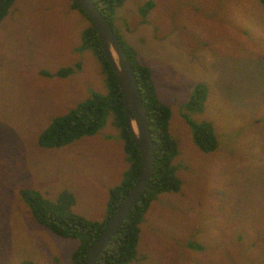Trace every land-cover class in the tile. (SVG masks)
<instances>
[{"label": "rangeland", "instance_id": "rangeland-1", "mask_svg": "<svg viewBox=\"0 0 264 264\" xmlns=\"http://www.w3.org/2000/svg\"><path fill=\"white\" fill-rule=\"evenodd\" d=\"M113 24L171 111L181 183L149 204L129 264H264V6L125 0ZM89 27L70 0H15L0 22V264H72L80 244L40 225L20 190L61 198L71 214L100 222L125 180L128 154L111 114L93 135L39 144L55 119L107 92L96 54L78 50ZM194 91L203 99L196 112L186 109ZM199 122L214 130L210 153L192 141Z\"/></svg>", "mask_w": 264, "mask_h": 264}, {"label": "trees", "instance_id": "trees-1", "mask_svg": "<svg viewBox=\"0 0 264 264\" xmlns=\"http://www.w3.org/2000/svg\"><path fill=\"white\" fill-rule=\"evenodd\" d=\"M15 0H0V22L8 14V10ZM71 1V8L78 10L89 21L79 6ZM125 0H93L99 12L113 28L116 10ZM264 6V0H259ZM153 3L146 2L138 8L142 20L152 9ZM90 22V21H89ZM114 30V29H113ZM118 38V36H117ZM119 39V38H118ZM123 51L132 67L138 89L148 116L151 137L153 141V170L147 186L134 205L127 218L117 230L115 236L103 250L96 264H129L136 261L135 247L140 238V224L147 212L149 204L163 193L177 192L181 183L176 176L177 167L173 160L177 155V145L171 138L168 130L171 111L162 104L156 96L151 81L150 69L136 58L133 49L119 39ZM91 49L101 63L106 75L107 92L105 95L93 94L91 98L77 105L67 115L55 119L49 128L40 136L39 144L43 147H61L71 141L86 135L95 134L103 127L109 114L114 118V125L120 129V138L128 154V170L125 180L120 186L110 192L107 204V216L100 222H89L70 213L69 205L59 198L54 203L47 201L41 195L30 189L20 190L23 201L28 205L33 218L54 234L72 239H79L78 248L72 253V264H80L90 245L99 237L105 228L115 208L126 197L139 172V153L130 139L123 113L122 94L117 81L103 56L95 29L90 27L82 34L79 51ZM71 70H62L58 76L66 77ZM202 89V88H201ZM203 91V89H202ZM199 93V92H198ZM196 91L189 97L186 109L189 111L201 110L203 99ZM196 112V111H195ZM191 120L187 118V124ZM205 126H210L207 128ZM191 138L197 149L210 153L217 148V142L211 123L199 122L191 128ZM65 199L69 200L67 196ZM23 264H30L28 262Z\"/></svg>", "mask_w": 264, "mask_h": 264}, {"label": "water", "instance_id": "water-1", "mask_svg": "<svg viewBox=\"0 0 264 264\" xmlns=\"http://www.w3.org/2000/svg\"><path fill=\"white\" fill-rule=\"evenodd\" d=\"M92 23L105 57L122 94L126 130L139 153V172L126 197L115 208L99 237L90 245L80 264H96L144 192L153 170V141L148 116L132 67L113 28L93 0H73Z\"/></svg>", "mask_w": 264, "mask_h": 264}]
</instances>
